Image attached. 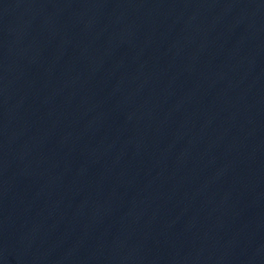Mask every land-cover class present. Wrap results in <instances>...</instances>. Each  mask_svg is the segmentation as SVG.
Returning a JSON list of instances; mask_svg holds the SVG:
<instances>
[{
  "label": "water",
  "instance_id": "1",
  "mask_svg": "<svg viewBox=\"0 0 264 264\" xmlns=\"http://www.w3.org/2000/svg\"><path fill=\"white\" fill-rule=\"evenodd\" d=\"M0 264H264V0H0Z\"/></svg>",
  "mask_w": 264,
  "mask_h": 264
}]
</instances>
